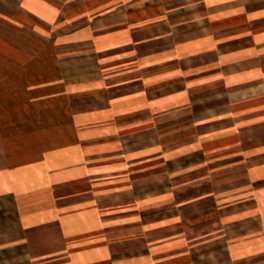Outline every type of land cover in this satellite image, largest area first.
<instances>
[{"label": "crops", "instance_id": "1", "mask_svg": "<svg viewBox=\"0 0 264 264\" xmlns=\"http://www.w3.org/2000/svg\"><path fill=\"white\" fill-rule=\"evenodd\" d=\"M89 115L169 146L193 132L198 181L52 175ZM0 207L20 226L12 264L195 262L200 241L204 264L260 262L264 0H0Z\"/></svg>", "mask_w": 264, "mask_h": 264}, {"label": "rangeland", "instance_id": "2", "mask_svg": "<svg viewBox=\"0 0 264 264\" xmlns=\"http://www.w3.org/2000/svg\"><path fill=\"white\" fill-rule=\"evenodd\" d=\"M73 124L75 127L74 147L59 148L57 150L58 163L55 164L56 168L52 170V175L58 171L59 178H62L61 173L63 172L71 176V178L69 177L70 180L80 179L81 174L84 177L88 174V177L93 179H102L106 176L114 177L115 174H120L132 178V182L141 185L159 181L163 176L168 175L169 171H172L171 178H177L174 181L178 182V178H181V182L194 184L198 181V177L196 180L193 174L198 173L206 165L203 162L204 156H207L210 151L208 147H194L193 132L187 133L184 140L185 145L178 147L177 142L179 140L169 141V146L167 141L163 142L159 137L157 138L155 133L150 131L134 132L130 131V128L125 132L117 131L105 116L104 118L98 115L76 117ZM67 143L70 142L67 141ZM170 161L173 165H169ZM40 166L41 169L39 170L43 172V175H47L46 171L50 172L48 165L43 164ZM62 179L58 180L61 183V185H58L59 189L60 186L64 187L67 183H73V181H68L69 179ZM44 183L49 184L50 181L46 180ZM11 198L13 197L11 196ZM25 198L28 201L29 198L34 197ZM1 215L0 212V264L3 263L2 258H5L4 263L16 262L17 260L14 257L22 252L18 250L20 248L18 244L14 245L13 243L18 241L20 226L17 225V221L13 222L12 219L7 224L6 222L2 223ZM215 246L216 244L214 242L210 243V241H207V243L200 241L193 244L190 249L191 253L196 252L202 257L201 260H195V262L189 254L186 255V261L180 257L179 262L176 255H168L174 258L154 261L153 264H184L189 261L192 264L208 263L209 260L206 257L210 258L214 255L215 250L213 248ZM253 253L252 258H245L244 264H264V258L260 259V262L257 261L260 257H257L256 247L253 249ZM7 258L11 259L8 261ZM198 258L200 259V257Z\"/></svg>", "mask_w": 264, "mask_h": 264}]
</instances>
